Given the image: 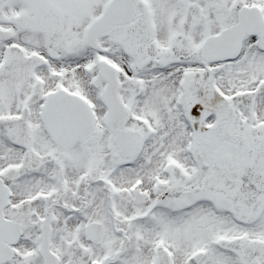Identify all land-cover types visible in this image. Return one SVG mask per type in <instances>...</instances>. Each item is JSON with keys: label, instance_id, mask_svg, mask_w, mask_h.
<instances>
[{"label": "snow or ice", "instance_id": "snow-or-ice-1", "mask_svg": "<svg viewBox=\"0 0 264 264\" xmlns=\"http://www.w3.org/2000/svg\"><path fill=\"white\" fill-rule=\"evenodd\" d=\"M0 264H264V0H0Z\"/></svg>", "mask_w": 264, "mask_h": 264}]
</instances>
